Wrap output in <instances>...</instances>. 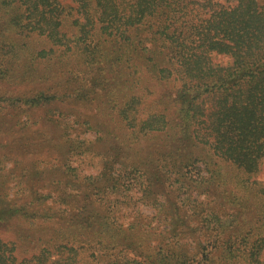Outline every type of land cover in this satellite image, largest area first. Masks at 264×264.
Segmentation results:
<instances>
[{
  "label": "trees",
  "instance_id": "obj_1",
  "mask_svg": "<svg viewBox=\"0 0 264 264\" xmlns=\"http://www.w3.org/2000/svg\"><path fill=\"white\" fill-rule=\"evenodd\" d=\"M75 55L92 70L75 92L57 80L15 98L49 106L61 151L51 182L47 166L24 168L19 190L35 196H20L18 214L0 204V220H19L18 250L0 238V264H264V2L0 0V75L17 65L38 78L43 62ZM73 94L99 99L106 118L71 123L57 102ZM75 123L97 138H72ZM162 132L170 149L145 152Z\"/></svg>",
  "mask_w": 264,
  "mask_h": 264
},
{
  "label": "rangeland",
  "instance_id": "obj_2",
  "mask_svg": "<svg viewBox=\"0 0 264 264\" xmlns=\"http://www.w3.org/2000/svg\"><path fill=\"white\" fill-rule=\"evenodd\" d=\"M262 1L264 2V0ZM230 57V55L219 54L217 60L227 63L231 60ZM70 62L71 63L64 62L58 57L43 62V66L40 65V67L44 75H38L39 79L35 76H24L20 73L21 69L18 70L19 68L17 65L12 67V72L7 77L0 75V171L2 167L8 171L7 177H0V183L4 181L5 184H0V204H9V208L17 209V214L18 199L21 198L20 196L22 195V197H27L28 199H32L35 196L34 194L21 192L19 190V183L23 187L26 186L25 184H27V182H30V180H27L28 174L26 170L28 169L24 168L35 170L38 168L44 169L47 166L46 173L43 174V177L44 180L51 182V149H56L58 154L61 150L59 151L56 145H52L55 141L52 139L54 135V126L46 120L47 116L49 117V113L47 112L49 106H39L38 108L22 107L20 104L15 106V98L24 92L30 93L33 89L36 90L46 84L54 85V81L57 80L65 83V87H67L70 92H75V89L80 84L79 80H87L88 77L86 74L92 72V70L88 68L90 64L84 63L80 55L72 56ZM104 64L106 65L107 62H104ZM20 66L22 68L23 65L21 64ZM38 67L39 66H36V68ZM70 70H74V72L79 75L70 74ZM101 74L103 76L106 74L107 79L104 77L103 83L105 85H103L107 87L104 93L108 94L113 90L110 81L112 82L113 76H116L115 71H113V69H108L106 73ZM37 79L38 81H36ZM119 79L120 81L117 83H123V77ZM105 80H107V83ZM54 87L60 86L54 85ZM110 88L112 89L111 91H109ZM130 88L131 87H127L125 90L126 93L131 92ZM100 89L103 91L102 88ZM100 101L102 102L103 100ZM57 103L67 110L66 116L71 123L81 114L85 115L84 119L93 118L91 116L98 114L99 118H106L104 112H98L101 106L99 99L86 104L73 94L69 96L65 102L59 103L58 101ZM105 105L106 103H103V106ZM148 105H150V103H148ZM174 108V111L171 112L172 117L177 118V106ZM44 115L45 119L42 118ZM28 116H30L29 120ZM38 121L39 123H37ZM70 136L72 138L80 137L82 140L96 139L97 133L95 130H87L86 125L84 126L82 123H75ZM106 142H109V140L105 139L104 143ZM112 145H118L116 140L113 139ZM108 146H111V144L108 143ZM140 146L143 147L142 149L145 152L155 153L157 149L158 151L170 149L171 142L168 138V134L162 132L158 133L156 136L147 135L141 140ZM179 148L181 149L182 147L179 146ZM64 161L65 159L61 156L59 160H56V163L61 164ZM70 162L75 165H80L76 157ZM88 163L89 161L83 164L85 168L83 171L89 172L95 170V166H88ZM83 165H81V167H83ZM47 190V187L44 189L41 188L40 192L44 191L47 193ZM141 208L145 212H152L151 208L147 205H141ZM18 221V216L13 219L0 220V238H2L4 242L9 243L10 247L18 244ZM23 225L21 224L19 226V230L24 227ZM16 246V250H18V245ZM1 250H5V247H1ZM7 253L9 254L8 251Z\"/></svg>",
  "mask_w": 264,
  "mask_h": 264
}]
</instances>
